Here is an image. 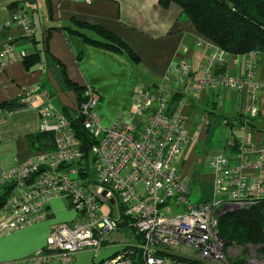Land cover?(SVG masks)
<instances>
[{"label":"built area","instance_id":"obj_1","mask_svg":"<svg viewBox=\"0 0 264 264\" xmlns=\"http://www.w3.org/2000/svg\"><path fill=\"white\" fill-rule=\"evenodd\" d=\"M12 18L20 25L21 36L30 39L32 20L25 10L14 11ZM196 45L210 48L198 90L209 84L243 88L246 80L240 76H209L211 68L224 61L226 52L201 36ZM5 50L12 52L11 41H7ZM259 55L258 51L246 54L249 70ZM234 56L237 62L240 55ZM188 73L185 63L171 65L163 83L138 89L132 110L121 114L109 127L102 124L95 111L97 95L85 87L84 101L76 105V117L94 138L86 162L70 121L51 104L35 107L34 99L25 93V98L3 108V113L17 107L35 108L39 131L53 134V147L37 150L26 162L10 169L0 166V194L8 192L0 208L4 213L0 235L44 221L45 209L53 198H65L75 212L71 224L53 225L43 247L12 264H49L52 260L73 264L74 254L81 250L96 255L124 219L125 228L134 230L139 240L118 245L115 257L102 264H134L126 255L131 252L126 248L133 247L139 250L143 264H222L218 219L227 211L248 208L264 197V146L249 143L244 122L240 149L210 160L212 197L191 202L189 180L174 165L188 140V105L179 102L169 108L170 94L166 92L173 78L182 83ZM251 76L249 72L247 78ZM250 83L264 89V74ZM41 96L47 100L46 92ZM249 112L255 116L259 108L253 106ZM232 141L229 139L227 145H233ZM250 167L257 173H249ZM242 264H264V256L253 252Z\"/></svg>","mask_w":264,"mask_h":264},{"label":"crops","instance_id":"obj_2","mask_svg":"<svg viewBox=\"0 0 264 264\" xmlns=\"http://www.w3.org/2000/svg\"><path fill=\"white\" fill-rule=\"evenodd\" d=\"M13 5L25 10L31 18L34 42L21 36V27L12 18L10 7ZM82 22L99 25L119 37L139 58L138 62L133 64L125 53L90 45L69 30L75 23ZM90 32L88 30L87 34L94 37ZM198 36L192 23L181 17L176 4L161 7L158 0H91L90 3L84 0H0V166L10 169L26 162L37 151L31 147L29 137L39 132L35 108L17 107L3 113L4 107H10H3L4 103L16 101V104L29 93L35 107L49 103L56 109L58 105L60 112L63 107L70 113L76 110L73 91L65 85L62 69L70 82L93 90L98 97L95 111L102 124L109 127L121 114L132 110L138 89L156 88L154 86L163 83L171 65L185 63L189 73L184 81L173 78L166 90L170 95L179 94V102L188 105L187 123L185 121L188 140L174 165L178 173L189 180L190 195L192 186L197 187V184H203L212 192L213 177L211 172L202 175L204 166L218 154L235 153L232 145H227L229 139L240 142L243 134L235 116L242 114L248 118L245 132L249 143L264 146V89H256L250 83L260 80L264 74V54L259 55L250 70L246 55H240L235 62L236 56L230 54L211 68V78L226 74L246 80L241 90L227 87L228 92L221 95L215 93V86H220L217 84L198 90L197 82L205 71L204 63L210 53L207 45H196ZM7 41L12 43V52L5 50ZM22 53H38L37 60L27 68L21 60ZM249 72L250 79L247 78ZM43 92L47 93V100L41 96ZM50 100H55L56 104ZM223 105L227 106L219 113ZM253 106L259 108L255 116L249 112ZM221 123L223 129L216 139H211ZM234 127L238 129V136L233 132ZM195 133L199 134L198 138ZM247 154L252 161V153ZM248 172L257 173L253 167L248 168ZM199 199L209 198L200 196ZM45 211L44 221L0 235V264H12L33 255L45 245L53 225L71 224L75 217L68 201L62 198L51 199ZM3 217L0 211V220ZM120 237L121 233H113L96 255L89 250L76 252L73 264H102L112 259L122 242L118 240ZM49 264L60 263L52 260Z\"/></svg>","mask_w":264,"mask_h":264},{"label":"trees","instance_id":"obj_3","mask_svg":"<svg viewBox=\"0 0 264 264\" xmlns=\"http://www.w3.org/2000/svg\"><path fill=\"white\" fill-rule=\"evenodd\" d=\"M158 3L161 7H167L171 3L176 4L179 7L181 17L192 23L199 36L209 40L227 54L246 55L254 51L264 54V0H158ZM15 9L20 8L14 5L10 7L13 12L16 11ZM69 30L79 34L90 45L114 53H125L133 64L139 60L119 37L99 25L75 23L74 27L69 28ZM88 30L95 36H89ZM30 39L34 42L33 34ZM37 54H25L21 58L27 68L31 66L32 61L37 60ZM62 72L65 85L73 91L76 105H81V102L84 101L85 87L70 82L63 69ZM179 99L180 96L177 93L170 95L169 108H174ZM15 102L4 103L3 107L15 104ZM76 105H74L75 109ZM61 111L70 121L73 132L80 142L82 159L86 162L91 156L90 147L94 138L84 129L81 118L76 117V110L70 113L66 107H63ZM246 118V116L238 114L235 116V121L238 125H243ZM227 124L230 122L227 121ZM29 143L35 150L52 148L53 134L39 131L29 137ZM232 143L231 150L238 151L240 142L234 140ZM7 196L8 192L0 194V208L5 203ZM125 222L126 219L119 224V229L134 233V230L125 228ZM263 228L264 197L248 208L225 212L219 217L217 223V231L221 240L236 241L240 244L264 245ZM136 237L139 240V236L136 235ZM126 250L131 251L130 254L127 253L126 255L132 258L134 264H143L137 248H126ZM135 255H137V260L133 258Z\"/></svg>","mask_w":264,"mask_h":264},{"label":"rangeland","instance_id":"obj_4","mask_svg":"<svg viewBox=\"0 0 264 264\" xmlns=\"http://www.w3.org/2000/svg\"><path fill=\"white\" fill-rule=\"evenodd\" d=\"M206 86H204V88H206ZM216 87V91L215 93L217 94H226V92H228V88L227 87H223V86H215ZM172 90V89H171ZM52 101V103H55V100H50ZM58 109V105H55ZM227 106V105H223V107L218 109V112H222L223 108ZM59 110V109H58ZM225 112V111H224ZM224 114V113H223ZM187 123V121H186ZM188 127V126H187ZM187 127L185 125V131L187 133ZM223 129V124L221 123L218 127L216 126L215 128V134L211 139H216L217 135L219 134V132ZM233 132L235 133L236 136H238V129L236 127L233 128ZM197 134V135H196ZM198 133H195L196 138H198ZM187 144V143H186ZM186 144H183L180 153L178 154L177 158H180L182 153H183V149L186 147ZM177 158L176 161L177 162ZM175 164V163H174ZM212 168L210 166V162L206 164V166H204V171L202 173L203 176H207L210 174ZM197 189L199 190V192L197 191ZM208 190V191H207ZM200 193V194H199ZM200 196H202V198L204 197H212V192L211 190H209L208 188L204 187L203 184H197V187L192 186V192L191 195H189V199L191 202H195L196 200H198L200 198ZM63 201H65L66 199L62 198ZM264 229V228H263ZM117 233H121L122 237H120L118 240L122 241L120 244H130V243H137L138 239H136V235L130 231H123L122 229H118V231H116ZM223 241V245H222V255H223V262L222 264H242L244 261H247L251 255V253L256 252L257 254L263 255L264 256V245H260V244H252V243H245V244H240L236 241H226V240H222ZM133 258L135 260H137V255L133 256Z\"/></svg>","mask_w":264,"mask_h":264},{"label":"water","instance_id":"obj_5","mask_svg":"<svg viewBox=\"0 0 264 264\" xmlns=\"http://www.w3.org/2000/svg\"><path fill=\"white\" fill-rule=\"evenodd\" d=\"M154 87H156V86H154ZM93 190L97 191L98 188L97 187H93ZM102 194L105 195V191H102Z\"/></svg>","mask_w":264,"mask_h":264}]
</instances>
